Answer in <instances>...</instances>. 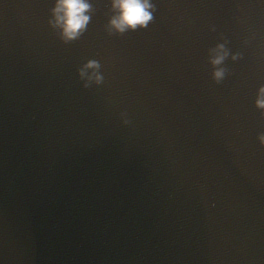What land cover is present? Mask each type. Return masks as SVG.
Wrapping results in <instances>:
<instances>
[{
	"label": "water",
	"instance_id": "1",
	"mask_svg": "<svg viewBox=\"0 0 264 264\" xmlns=\"http://www.w3.org/2000/svg\"><path fill=\"white\" fill-rule=\"evenodd\" d=\"M154 2L65 41L55 0H0V264H264V0Z\"/></svg>",
	"mask_w": 264,
	"mask_h": 264
},
{
	"label": "clouds",
	"instance_id": "2",
	"mask_svg": "<svg viewBox=\"0 0 264 264\" xmlns=\"http://www.w3.org/2000/svg\"><path fill=\"white\" fill-rule=\"evenodd\" d=\"M112 15L108 19L109 31L123 33L129 29L146 28L154 18L156 4L154 0H110ZM93 0H55L51 9L52 16L49 23L58 28L65 41L77 39L88 26L92 18ZM231 55L237 60L242 54L232 52L226 43L221 42L210 49L209 59L214 67L213 76L220 81L226 74L223 62ZM100 63L96 59H89L80 69L81 76L87 75L88 81L103 80V74L98 71ZM91 69V72L88 70ZM87 83V81H86ZM255 105L264 115V83L256 90ZM259 143L264 145V131L257 135Z\"/></svg>",
	"mask_w": 264,
	"mask_h": 264
}]
</instances>
